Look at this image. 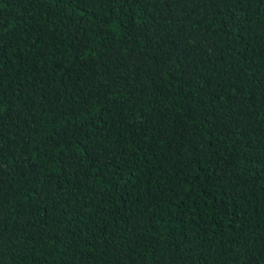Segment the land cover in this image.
<instances>
[{
	"label": "trees",
	"instance_id": "obj_1",
	"mask_svg": "<svg viewBox=\"0 0 264 264\" xmlns=\"http://www.w3.org/2000/svg\"><path fill=\"white\" fill-rule=\"evenodd\" d=\"M0 264H264V0H0Z\"/></svg>",
	"mask_w": 264,
	"mask_h": 264
}]
</instances>
